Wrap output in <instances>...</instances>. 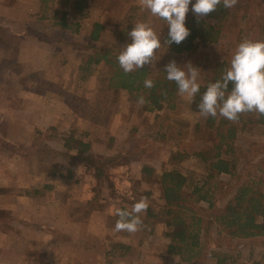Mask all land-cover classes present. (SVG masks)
Returning a JSON list of instances; mask_svg holds the SVG:
<instances>
[{
  "label": "rangeland",
  "instance_id": "1",
  "mask_svg": "<svg viewBox=\"0 0 264 264\" xmlns=\"http://www.w3.org/2000/svg\"><path fill=\"white\" fill-rule=\"evenodd\" d=\"M39 5V0H0V141L4 143V147L0 145V211L12 217L0 222L1 250L19 247L24 236L33 234L55 247L60 242L62 247L75 250L83 246L85 255L80 258L86 264H214L215 259L209 257L213 253L231 255L226 264L264 262L263 239L228 243L216 235L212 225L206 228L200 255L191 261L167 254L170 240L165 235L171 229L161 222L163 201L156 185L142 181L141 168H153L155 176L178 170L187 179V191L201 185L205 168L194 154L206 149L208 143L203 117L189 112L188 99L181 95L173 110L152 114L141 111L124 91L113 90L99 99L98 89L108 88V68L100 65L80 71L89 51L75 48V44L121 46L118 32L125 28L128 33L137 22H146L162 44L153 66L145 65L148 71L153 75L163 72L173 59L178 66L191 62L201 70L198 83L204 85L215 61H226L230 67L239 43L264 40L255 32L264 27V9H257L249 21L238 17L236 24L227 23L216 44L200 45L195 40L191 52L175 54L170 45L164 44L166 22L142 8L139 0H108L105 8L90 9L81 20L72 13L70 20L80 23L78 33L39 21ZM190 13L197 19L192 10ZM94 22L104 25L95 43L89 40ZM49 82H62L63 89L86 100L90 108L96 107L95 115L104 124L79 117L76 103L69 104L42 89L34 92L37 86ZM248 119L245 128L242 124L236 126L234 145L239 164L254 145L263 144L264 123H259L260 116L253 112L246 116ZM70 135L90 142L94 156L111 160L104 178L97 180L85 174L80 161L65 154L64 140ZM218 180L230 184L222 205L237 184L230 183L226 175ZM96 192L100 211L87 206ZM146 192H150L149 208L141 219L153 223V232L148 234L146 225L147 229L142 227L132 234L114 231L115 209L126 207L131 211ZM149 210L155 218L147 217ZM35 244V248L41 246L38 240ZM43 258L46 261V255ZM37 261L44 263L41 257ZM8 262L12 263L6 258L1 260V264Z\"/></svg>",
  "mask_w": 264,
  "mask_h": 264
},
{
  "label": "trees",
  "instance_id": "2",
  "mask_svg": "<svg viewBox=\"0 0 264 264\" xmlns=\"http://www.w3.org/2000/svg\"><path fill=\"white\" fill-rule=\"evenodd\" d=\"M108 0H39L40 14L39 21H47L52 26L61 31H71L78 33L79 22L70 20L73 13L77 19H82L85 12L90 9L105 8ZM195 3V0H193ZM192 5H189V12L186 14L185 26L190 30V35L179 45L173 43L170 50L175 54L191 52L199 41L200 45L216 44L226 28V24H236L237 18L249 21L257 9H264V0H238L235 7L225 9L223 5L217 6V11L209 16L197 19L190 13ZM104 30V25L99 22L92 23L89 33L91 42H98ZM229 30V29H226ZM264 27L256 29L257 36H264ZM262 32V33H261ZM263 34V35H261ZM118 42L121 46H92L76 45L89 51L84 66L79 67L80 71L87 72L92 67L103 65L108 68L110 74L107 89H98L97 96L110 95L113 90L126 92L130 98L136 102L140 110L145 113H158L163 110H173L175 101L179 98L178 88L175 82L166 79V73L159 72L151 74L146 66L134 72L125 74L119 66L117 57L126 44L131 43L127 31L122 29L117 33ZM168 38V33L164 41ZM128 39V40H127ZM198 43V44H199ZM229 68L226 61H215L210 68L208 78L204 85H200V91L193 101L188 100L189 112L199 114L197 105L201 102V97L206 91L209 83L220 80ZM95 70V69H94ZM84 78V77H83ZM152 79L155 86L151 89L144 87L143 81ZM232 88L229 83V91ZM62 97L69 104L76 103V114L82 119L96 124L103 125L101 117L95 115L96 107H89L86 100L73 95L62 88L61 83H46L35 88V93L40 90ZM143 96L146 103L139 105L137 100ZM252 113H242L238 121L232 122L219 114L215 117H203V126L206 129L205 139L208 143L206 149L197 151L194 156L204 164L205 176L201 185H196L191 191H187V179L178 170L164 171L155 176L154 169L148 166L141 168L142 181L145 184L156 185L159 191L163 206L160 209L162 223L171 230L165 235L170 242L167 245V254L180 256L184 261H191L200 255L203 246V239L207 236L206 228L209 225L215 227V233L225 239L228 243L239 241L253 242L258 239L264 240V139L262 145H254L253 149L244 154V160L239 164V159L235 155V139L237 136V125L242 124V129L250 121L245 120L246 116ZM264 116H260L259 123H264ZM199 125H197L198 127ZM208 135V137H207ZM4 147V143L0 141ZM9 145L6 146L8 148ZM66 155L77 158L85 174H91L94 179H102L106 175L107 166L111 160H104L94 156L91 152L90 142L76 140L70 135L64 140ZM74 156L70 155L73 154ZM226 175L230 178V183L236 182V187L229 199L221 205V201L226 196V189L230 184L218 180V177ZM2 192L6 191L4 189ZM98 192L88 202L87 206L92 211H100L101 205L98 203ZM150 196V192L143 194ZM220 203V204H219ZM200 204H206L201 207ZM127 210L126 207H121ZM150 211V210H149ZM147 217L155 218L151 211ZM4 214V215H3ZM118 216H115L116 223ZM204 219L206 222L204 223ZM12 220V217L0 211V222ZM143 220V227L148 228V234L153 232V223ZM146 228V229H147ZM117 248L128 250L129 247L118 245ZM210 258L215 259L214 264H226L228 255L213 253ZM255 264H264L255 263Z\"/></svg>",
  "mask_w": 264,
  "mask_h": 264
},
{
  "label": "clouds",
  "instance_id": "3",
  "mask_svg": "<svg viewBox=\"0 0 264 264\" xmlns=\"http://www.w3.org/2000/svg\"><path fill=\"white\" fill-rule=\"evenodd\" d=\"M238 0H139L142 8L147 9L153 16L164 20L168 26V38L164 41L167 46L179 45L189 35L190 30L185 26L189 5L192 12L200 19L217 11L218 5L225 9L235 7ZM131 43L126 44L119 53L117 60L125 74L142 69L145 65L153 66L157 50L162 47L161 38L153 27L146 22H137L128 32ZM185 68L187 70H185ZM166 79L176 83L178 94L193 101L200 91L198 78L201 70L187 62L178 66L173 59L164 66ZM232 88L229 91V83ZM144 87L151 89L155 86L152 79L143 81ZM139 105L146 103L143 96L137 100ZM199 114L207 119L215 118L218 114L229 121H238L242 113H257L264 116V40H244L238 44L232 55L230 67L225 70L222 78L207 85L206 91L197 105ZM149 208L147 197L142 196L134 203L131 211L115 209L118 219L114 226L116 232L136 233L143 227L142 214Z\"/></svg>",
  "mask_w": 264,
  "mask_h": 264
},
{
  "label": "crops",
  "instance_id": "4",
  "mask_svg": "<svg viewBox=\"0 0 264 264\" xmlns=\"http://www.w3.org/2000/svg\"><path fill=\"white\" fill-rule=\"evenodd\" d=\"M32 236L34 235L24 236V239H22L23 242L18 245L19 247L5 248L4 250H1L0 247V264L1 260L4 258L12 262H8V264H86L84 259L80 258L85 255L83 246H80V250L77 248L75 250L74 248H68L67 245L62 247L63 242H60L55 247L54 245L52 246L51 242H46L45 239L40 240ZM36 240L41 243V246L35 248L34 245H36ZM70 249L72 253L68 252ZM73 253L75 255H73ZM43 255H46V261ZM37 257H41L44 263L38 262ZM47 257L50 259H47ZM231 259L232 257L230 255L229 260Z\"/></svg>",
  "mask_w": 264,
  "mask_h": 264
}]
</instances>
